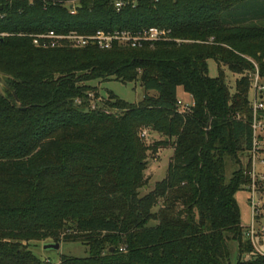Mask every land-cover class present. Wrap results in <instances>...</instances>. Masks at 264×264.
<instances>
[{
    "label": "trees",
    "instance_id": "16d2710c",
    "mask_svg": "<svg viewBox=\"0 0 264 264\" xmlns=\"http://www.w3.org/2000/svg\"><path fill=\"white\" fill-rule=\"evenodd\" d=\"M71 1L0 0L9 87L0 93V264H52L29 249L47 240L88 248L87 258L57 264H231L229 242L234 264H264L235 199L253 184L262 191L248 94L257 73L264 105V0H136L119 11L111 0H76L73 15ZM151 27L165 40L136 48L40 49L29 37ZM223 68L237 76L232 93ZM92 81L139 82L144 96L127 103L108 93L103 104L118 114L89 110ZM179 89L192 98L188 112ZM145 131L160 140L147 144ZM168 147L165 178L141 195L148 153Z\"/></svg>",
    "mask_w": 264,
    "mask_h": 264
},
{
    "label": "rangeland",
    "instance_id": "374dc122",
    "mask_svg": "<svg viewBox=\"0 0 264 264\" xmlns=\"http://www.w3.org/2000/svg\"><path fill=\"white\" fill-rule=\"evenodd\" d=\"M208 76L210 78H216L218 76L217 65L213 60L207 61ZM224 80L231 93L234 92L235 81L237 76L230 73L226 68H223ZM92 88L88 96V109H99L107 113L118 114V111L110 110L103 102L107 99L108 93H113L119 99L127 103H138L144 96V91L141 88L139 82L133 84H121L116 81H92L89 83ZM150 95H154L150 93ZM250 102L253 101V88L248 94ZM177 100L181 101L184 108L192 107L190 105V97L182 93L179 89L177 92ZM146 143L151 144L160 140V137L155 133H149L145 131ZM173 152L170 148L161 149L154 153H148L147 155V169L144 173L147 180V187L143 191H140L141 195H144L152 190L156 182L165 178L167 165L170 161ZM234 170V165L229 160H225V178L228 180ZM252 175L256 177L261 183L262 191H257L255 187L250 186L246 191H240L235 195L236 203L239 208L240 225L245 229V233L249 229L254 231L251 241L255 250L264 255V142L261 143V150L256 154L252 161ZM155 208L153 212H156ZM154 222H150V225H154ZM45 243H54L50 240L45 242H31L29 243L30 251L41 261H48L55 264L60 255H66L71 258H87L88 248L80 243H63L59 242L60 249L44 250L43 245ZM228 248L230 251L229 262L234 264L238 257L237 244L235 242H229Z\"/></svg>",
    "mask_w": 264,
    "mask_h": 264
},
{
    "label": "built area",
    "instance_id": "2783aa9c",
    "mask_svg": "<svg viewBox=\"0 0 264 264\" xmlns=\"http://www.w3.org/2000/svg\"><path fill=\"white\" fill-rule=\"evenodd\" d=\"M116 11H119L125 5L135 4L136 0H111ZM76 0L67 3L69 13L73 15L75 13ZM4 34H0V39L4 37ZM32 41V45L40 49H55V48H83L89 45L96 46L101 50H108L113 43L119 45H126L132 48L140 47L141 45L148 43H156L165 40L166 33L164 30L151 27L142 29L138 32L132 33L128 31H113L111 33H104L102 31L96 32L91 36H81L74 32L67 34H59L54 31H48L36 35L29 36ZM253 88V101L251 102L252 110V146L250 150L251 160L255 158L256 154L261 150V143L259 137L264 135V122L260 120L259 112L264 110V105L261 102L260 94L263 91V87L260 84L257 73L252 77ZM193 105V104H192ZM191 105V106H192ZM177 106L184 108L181 101L177 100ZM184 108L186 112L190 110ZM143 137H146L145 132L142 133ZM253 181L256 177H253ZM254 187V184L252 185ZM254 231L249 229L246 233L248 238H252Z\"/></svg>",
    "mask_w": 264,
    "mask_h": 264
},
{
    "label": "water",
    "instance_id": "95a60500",
    "mask_svg": "<svg viewBox=\"0 0 264 264\" xmlns=\"http://www.w3.org/2000/svg\"><path fill=\"white\" fill-rule=\"evenodd\" d=\"M77 8L79 7V5L76 6ZM9 90L8 85L6 84L5 81V77L3 75L0 74V93H3V90ZM13 98L16 101V104L19 106V102L16 99V96L13 92H11ZM22 111H24L25 109H21ZM43 249L44 250H54V251H58L60 249V244L59 243H45L43 245Z\"/></svg>",
    "mask_w": 264,
    "mask_h": 264
},
{
    "label": "crops",
    "instance_id": "0c3cea01",
    "mask_svg": "<svg viewBox=\"0 0 264 264\" xmlns=\"http://www.w3.org/2000/svg\"><path fill=\"white\" fill-rule=\"evenodd\" d=\"M183 93V92H182ZM190 97V96H189ZM193 104V102H192V98L190 97V105H192ZM170 150H172V149H170ZM172 152H173V150H172ZM257 251V250H256ZM258 252V251H257ZM259 254H261L260 252H258ZM58 263V261L55 263V264H57Z\"/></svg>",
    "mask_w": 264,
    "mask_h": 264
}]
</instances>
